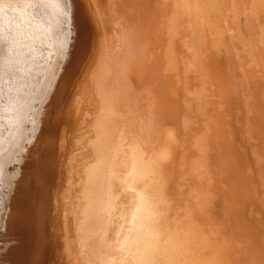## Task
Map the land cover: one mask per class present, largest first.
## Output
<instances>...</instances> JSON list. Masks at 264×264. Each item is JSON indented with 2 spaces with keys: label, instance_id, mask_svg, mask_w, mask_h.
I'll use <instances>...</instances> for the list:
<instances>
[{
  "label": "bare ground",
  "instance_id": "bare-ground-1",
  "mask_svg": "<svg viewBox=\"0 0 264 264\" xmlns=\"http://www.w3.org/2000/svg\"><path fill=\"white\" fill-rule=\"evenodd\" d=\"M0 264H264V0H0Z\"/></svg>",
  "mask_w": 264,
  "mask_h": 264
},
{
  "label": "snow or ice",
  "instance_id": "snow-or-ice-1",
  "mask_svg": "<svg viewBox=\"0 0 264 264\" xmlns=\"http://www.w3.org/2000/svg\"><path fill=\"white\" fill-rule=\"evenodd\" d=\"M15 2L18 4H26L32 8L36 14L43 15L44 11L53 5L58 7L61 0H15ZM63 2L66 4L67 0H63ZM64 11L66 15V9Z\"/></svg>",
  "mask_w": 264,
  "mask_h": 264
}]
</instances>
